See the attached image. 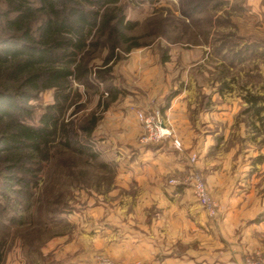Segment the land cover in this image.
Masks as SVG:
<instances>
[{
  "label": "rangeland",
  "instance_id": "rangeland-1",
  "mask_svg": "<svg viewBox=\"0 0 264 264\" xmlns=\"http://www.w3.org/2000/svg\"><path fill=\"white\" fill-rule=\"evenodd\" d=\"M28 1L35 10L37 0ZM79 3L87 10H112L113 18L122 14L124 39L113 49L106 43L113 19L94 45L79 54L84 75L70 78L66 100L60 103L59 123L65 125L64 131L50 137L41 154L24 159L33 169L18 171L26 184L7 188L0 161V264L264 260L263 248L248 251L242 225L232 229L221 224L219 199L214 198L219 215L209 218L194 197L188 176L196 173L205 179L196 167L197 153L184 150L180 141V149L176 148L171 137L142 143L143 128L137 117L138 112L157 111L173 131L164 116L173 99L192 113L225 117V123L223 119L210 127L205 123L204 130L226 134L222 148L231 150L232 172L243 173V191L251 188L259 204L255 218L264 219V0ZM15 6L0 0V34L7 32L6 18L14 16ZM43 16L34 13L30 21L34 29ZM58 95L54 88L38 92L25 103L29 114L23 121L39 124L41 114L63 96ZM92 119L93 130L86 134L82 126ZM67 129L75 136L68 146L60 137ZM170 140L172 147L166 144L165 148L185 163L167 178L166 184L178 192L164 198L168 202L164 214L159 211L164 206H159V197L144 196L135 180L117 175L132 166L146 172L143 160L153 152L156 156L155 149ZM3 155L0 152V160ZM112 221L116 234L122 232L118 225L141 234L145 229L137 225L145 222L146 233L155 229L157 236L148 237L154 244L141 245L143 252L131 255L132 259L116 260L100 252L97 241L102 227ZM122 239L121 235L118 241ZM147 248L150 255L144 253Z\"/></svg>",
  "mask_w": 264,
  "mask_h": 264
},
{
  "label": "trees",
  "instance_id": "trees-1",
  "mask_svg": "<svg viewBox=\"0 0 264 264\" xmlns=\"http://www.w3.org/2000/svg\"><path fill=\"white\" fill-rule=\"evenodd\" d=\"M9 2L16 6L14 16L6 18L7 32L0 34V152L4 153L0 161L2 181L7 188H13L15 184L27 183L18 171H33L24 160L27 155L41 154L48 139L64 131L65 125L59 123L60 103L66 100L64 93L70 86V78L84 75L79 54L94 45L100 38L99 32L116 19L106 41L113 49L119 39H124L121 31L125 24L122 14L113 18L112 10H87L79 0H37L35 10L28 0ZM36 11L44 16L34 29L30 21ZM49 88L63 94L62 98L41 114L39 124L24 122L23 118L29 114L25 103ZM94 124L92 119L82 126L83 131L91 133ZM60 137L68 146L75 136L67 129Z\"/></svg>",
  "mask_w": 264,
  "mask_h": 264
},
{
  "label": "crops",
  "instance_id": "crops-1",
  "mask_svg": "<svg viewBox=\"0 0 264 264\" xmlns=\"http://www.w3.org/2000/svg\"><path fill=\"white\" fill-rule=\"evenodd\" d=\"M177 101L178 99H173L165 111L166 122L172 124L173 136L181 142L182 148L186 151L197 153L196 167L204 175L209 195L213 199H219V203H223L222 205L220 204L222 206L221 213L223 214L221 224H225L232 229L238 224L242 225L244 230L242 241H246L244 242L248 251H251L255 246H259L264 250L262 243L264 238V219L256 220L255 218V215L260 212L259 204L251 188L248 187L243 191V173L232 172L231 150L225 151L222 148L225 145L226 134H222L220 131H218L220 134L218 132L208 133L204 130L205 123H208V127L217 121L221 122L222 119L225 123V117L211 112L203 113L198 111L197 113H192V110H188L186 104L177 103ZM166 144L172 147L171 140L163 143L155 149L157 151L156 156H154L153 152L151 156L149 155V160H143L142 167L143 171L147 170L146 172H141L140 167L135 169L132 166L131 170L117 175L118 177H123V179L135 180L138 183L137 187L142 190L144 196L159 197V206L164 203V206H160L161 208L159 209V211L163 210V213L164 209L168 207V202L164 198L167 199L172 193L176 194V191L178 192V188L175 190L166 184L167 178L172 172L180 170L185 163L173 152L174 150L165 148ZM148 153L149 151H146L145 155ZM139 164L141 165V163ZM155 203L158 204V201ZM160 222L164 223V221ZM106 224L102 227L101 237L97 241L98 246L100 252L116 260L117 258L132 259L131 255L139 254L140 251L143 252L141 245L154 244L155 241L151 238L154 239L157 236L154 233V227H151L147 233L145 232V230H148V225L145 222L142 225H137L139 228L145 229L141 234L129 230V226L121 225H118L122 228L121 234L118 232L116 234L113 231L116 227L114 222ZM108 224L110 226L112 224L113 227H108ZM135 225L136 223L133 226ZM164 225H167L166 222ZM121 235L123 239L118 241ZM131 243L134 244L132 247H130ZM122 253L123 255L127 254V256H119ZM144 253L150 255V248H147L146 251L144 250Z\"/></svg>",
  "mask_w": 264,
  "mask_h": 264
},
{
  "label": "built area",
  "instance_id": "built-area-1",
  "mask_svg": "<svg viewBox=\"0 0 264 264\" xmlns=\"http://www.w3.org/2000/svg\"><path fill=\"white\" fill-rule=\"evenodd\" d=\"M138 120L143 128L140 141L142 143L158 142L168 137L172 138L173 144L180 149V142L173 136L172 129L165 125L161 116L156 111L153 114L137 113ZM188 184L193 192L194 197L204 209L209 218H216L219 215V205L211 198L202 178L191 173L188 176ZM247 264H264V260L257 257L256 259L247 260Z\"/></svg>",
  "mask_w": 264,
  "mask_h": 264
}]
</instances>
